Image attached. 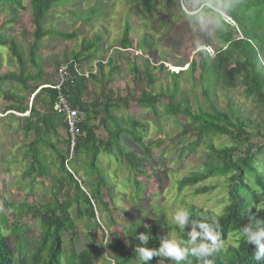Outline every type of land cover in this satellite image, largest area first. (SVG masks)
I'll return each instance as SVG.
<instances>
[{
  "label": "trees",
  "instance_id": "trees-1",
  "mask_svg": "<svg viewBox=\"0 0 264 264\" xmlns=\"http://www.w3.org/2000/svg\"><path fill=\"white\" fill-rule=\"evenodd\" d=\"M0 1L15 4L19 0ZM154 1L144 0L143 6L146 11L151 12ZM64 2L71 3L69 0H29L34 33L27 53L29 62L35 68V74L26 72L25 53L18 44L15 41L7 43L10 46L11 56L19 66V73L0 75V86L6 82H14L20 85L22 90L19 94H14L6 93L0 88V96L8 103L3 112L19 115L20 117L16 119L21 122V131L35 137L26 153L31 159L28 174L37 179L50 178V165L42 161L41 150L37 147L39 142H43L44 147L51 148L56 155L60 177L51 176L52 199L42 207L28 210L33 219L39 220L41 229V236L31 259H22L29 249L26 238L28 233L23 232V227L18 226L17 222L10 227L7 221L4 223L0 221V264L62 263L65 236H70L69 241L82 236V232L76 228L75 221L87 220L97 225L96 208L103 207L104 211H110L109 205L102 200V191L107 192L109 185L108 176L99 166V159L102 156H113L115 162L126 169L129 174L126 183L132 179L136 185L135 193L139 195L146 185L138 176L146 175L149 167L153 169L149 174L150 177L158 179L163 173L160 168L171 165L170 161L153 163L154 149L160 152L158 159L167 161L162 147L167 143L168 136L165 137L166 140L145 143L138 133L139 129L145 127L141 122L130 116L126 120H119L110 114L111 109H119L118 104L127 107L130 100L144 109L155 110V105H160L165 116L186 120V123L181 125L179 134L194 141L182 147V152L186 153L185 159L193 156L197 150L203 151L198 162L191 163L193 165L189 167L190 170L185 176L174 178L173 175L177 172H171L168 185L171 183L177 193L189 191V196L193 198L209 195L217 188L225 192L222 196L224 205L221 200L219 202V206L223 205L220 210L186 202L184 204L186 210L191 213L190 218L206 216L209 221L219 222L218 231L222 245L227 244L230 238L234 239V244H230L226 249L221 247L209 258L213 264H264V259L259 262L255 259L256 246L248 244L241 235L242 227L250 221L264 222V209L260 208L257 202L262 195L264 196V0H219L218 12L210 7H203L195 15L184 14L183 17L190 20V25L193 27H200L203 20L210 15L216 26V37L221 45V49L213 58L205 49L199 50L196 53L197 60L188 68L187 73L190 78L195 80L197 74L199 84L203 85L201 89L205 107H199L197 111L191 109L186 99L178 101L179 82L181 76L186 73L184 71L178 70L177 74L168 72L171 73L172 79L167 94L147 90L148 82H152L161 69H166L162 64L165 61L164 57L156 68L151 65L150 60H144L142 73L135 64L133 65L131 71L134 74L135 85L144 83L139 98L134 96L135 87L133 93L129 91L121 98H116L112 90H106L105 87L96 94L95 86L90 82L94 80L95 83H102L100 72L96 75L91 74L88 78L80 77L72 66L74 62L82 72L90 73L82 64L93 58L94 53L99 52L98 42L95 40L84 41L83 49L78 54L73 53L71 61L67 59L63 64H56L57 72L62 66L68 65L72 83L66 81L58 91L57 77L58 82L50 87L40 89L38 86H32V83L43 79L44 74L36 62V57L44 38L69 39L75 36L49 32L44 28L47 12ZM18 4L20 5V2ZM220 13H224L232 23L226 21ZM92 15L93 11L89 17ZM130 36V27L126 23L120 42L121 47L126 51L141 49L143 43H148L145 36L133 46ZM97 40L99 41L98 38ZM0 44L7 45L2 42ZM236 79H239L238 85L242 88V95L255 104L258 114L254 109L243 111L241 107L235 106L233 99L229 97L225 108L215 100L218 91L225 92L227 87L236 89ZM91 94L94 98L88 101L87 97ZM30 96H32L31 102H29ZM59 96L65 98L72 108L79 109L82 114V121L78 125L79 134L73 149L70 146L71 138L64 117L56 114L53 109ZM163 100L167 102L163 103ZM24 114L28 116H22ZM93 121H97V124L94 125ZM59 128H63L67 134L65 150L56 148L48 140L49 132L56 133ZM102 129V133H105L104 137L98 135V131ZM123 137H127L140 147L142 155L125 146ZM218 137H228L235 144L215 145L214 139ZM244 145L246 146L243 148ZM78 163L82 165L87 175L95 179L94 184H89L88 192L81 188L73 173L67 169L70 167L77 169ZM114 199H117V195L112 196V200ZM111 204L112 210H116L113 201ZM7 207L9 210L12 208L10 204H7ZM13 215L18 216L16 213ZM138 223L134 222L124 230L126 243L130 249L140 243L138 234H146V230ZM261 226H264V223ZM190 228V224L185 229H180L177 225L170 227L176 231L179 239L184 240L188 238L187 232ZM197 239L199 241L200 238ZM150 242L154 249H159L160 244L156 234L151 236ZM141 246L146 247L147 242ZM106 248L115 252L122 261L117 264H128L137 260L135 249L130 253L127 252L126 246L120 241L107 244ZM16 253L19 255L18 259ZM70 259L73 262L69 264H95L94 255L87 250ZM152 260L158 261L160 257H153ZM165 262L175 264L169 258H166ZM183 264H200V262L196 257L189 255Z\"/></svg>",
  "mask_w": 264,
  "mask_h": 264
},
{
  "label": "rangeland",
  "instance_id": "rangeland-1",
  "mask_svg": "<svg viewBox=\"0 0 264 264\" xmlns=\"http://www.w3.org/2000/svg\"><path fill=\"white\" fill-rule=\"evenodd\" d=\"M69 1L71 3L58 4L47 12L44 28L49 32L74 34L75 36L69 39L44 38L36 57V62L44 75L43 79L32 83V86H38L41 89L45 87V84H56L58 82L56 64H63V61L67 59L71 61L72 54H78L83 49L84 41L95 40L98 42L99 52L94 53L93 58L88 59L82 65L85 70L91 72L90 75L100 72L103 78L102 83H95L94 80L90 82L95 86L96 94H99L105 87L106 90H112L116 98H121L125 97L129 91L133 93L135 87L134 96L139 98L144 83L135 85L134 74L131 71L133 65L135 64L142 73L144 60H150L151 65L156 68L161 64V58L164 57L165 61L162 64L166 69H161L153 81L148 82L147 90L167 94L172 79L170 74H177L178 70L184 71L186 73L181 76L179 82L178 101L186 99L193 111H197L199 107H205L201 89L203 85L199 84L197 74L195 75L196 81L190 78L187 73L188 68L193 61L197 60L196 53L199 50L205 49L213 58L215 53L221 49V45L216 37V26L210 15L203 20L200 27H193L190 25L191 21L183 16L184 14L195 15L203 7H210L218 12L219 0H155L151 12L145 10L144 0ZM18 2L11 3V5L8 1L6 3L0 1V42L7 44L10 43L9 41H15L25 53L26 72L35 74V68L29 62L27 53L34 33L28 6L29 0ZM92 11L93 15L89 17ZM220 14L226 21H230L224 13ZM126 23L130 27V40L133 46L145 36L152 46L143 43L141 49L124 50L120 42ZM9 48L8 44H0V75L19 73V66L11 56ZM238 82L239 79H236V89L224 86L227 90L218 91L215 100L222 108H225L228 104L227 97H229L233 99L235 106L241 107L243 111L255 110V104L242 95V88L239 87ZM0 88L6 93L14 94H19L22 90L20 85L14 82H6ZM87 98L89 101L94 96L91 94ZM31 100L32 96L29 102ZM162 102L166 103L167 100ZM7 106V101L0 96V221L3 223L7 221L10 227L17 222L18 226L23 227V232L28 233L26 238L29 249L22 259H31L36 251L41 229L39 220L33 219L28 210L42 207L52 199L51 176L59 178L60 173L57 170L58 163L54 151L51 148H45L44 143L39 142L37 147L41 150V159L50 165V178L37 179L28 174L31 159L26 156V153L35 137L21 131V122L16 119L20 117L19 115L13 112H3ZM118 107L119 109H111L110 114L119 120H126L130 116L141 122L145 127L139 129L138 133L145 143L166 140L165 137L168 136L167 143L162 147L167 161L158 159L160 152L154 149L153 163L170 161L171 165L160 168L163 173L158 179L150 177L149 174L153 169L149 167L146 175L138 176L146 185L139 195L135 193L136 185L132 179L128 180L130 185L126 183L129 178L126 169L121 168L113 156H102L99 159V166L109 178L107 192L102 191V200L109 205L110 211H104L103 207L96 208V221L99 228L95 223L87 220L75 221L76 228L82 232V236L71 241H69V235L65 236L61 264L73 262L69 260L70 257L86 250L94 255L95 264L121 263L116 253L107 250L106 246L120 241L126 246L127 252H132L135 246L133 249L129 248L124 231L132 223L139 222L138 225L146 230L145 233L150 237L156 234L160 247L164 238L174 236L179 239L176 231L170 227L176 225L172 219L174 212L179 208L186 209L185 202L219 210L225 203L222 199L225 192L219 188L209 195L193 198L189 196V191L177 193L171 183L168 185L170 182L168 179L172 176L171 172H177L173 175L174 178L185 176L190 170L189 167L198 162L203 152L201 149L197 150L193 156L185 159L186 153L182 152V147L194 141V139L179 134L181 125L186 123L185 119L165 116L160 105H155V110L141 108L133 100L129 101L127 107L122 104H118ZM255 112L258 114L257 110ZM22 116H28V114ZM97 121H93V124H97ZM102 132L103 129L98 131V135L104 137L105 133ZM123 138L125 146L137 152L138 155H142L140 147L127 137ZM48 140L56 148L66 149L67 134L63 128H59L56 133L49 132ZM214 143L225 146L235 144L228 137H218L214 139ZM67 169L73 173L74 178L86 192H88L89 184L95 183V179L85 173L80 163L77 169L72 167ZM115 195L117 199L112 200V196ZM220 200L223 202L221 207L219 206ZM112 201L116 210H112ZM257 202L260 208L264 209L263 195ZM7 204L12 206L10 210ZM14 213L18 216H14ZM145 225L150 227L146 228ZM10 240L12 243V239ZM230 244H234L233 238H230L227 244L222 245V248L226 249ZM146 247L153 248L150 239ZM159 257L160 260H151L147 264H167L165 262L167 257L163 255ZM18 258L19 255L16 253V259ZM128 264H138V262L135 260Z\"/></svg>",
  "mask_w": 264,
  "mask_h": 264
},
{
  "label": "clouds",
  "instance_id": "clouds-1",
  "mask_svg": "<svg viewBox=\"0 0 264 264\" xmlns=\"http://www.w3.org/2000/svg\"><path fill=\"white\" fill-rule=\"evenodd\" d=\"M229 22L232 23L230 20ZM191 213L179 208L173 214V222L180 228L185 229L187 225H191L187 232V239L164 238L159 249L142 247L149 239L150 235L140 233L138 240L140 243L135 246V253L137 254L138 264H147L153 257L163 255L174 261L175 264H183L189 255L194 256L200 264H213L209 259L222 247L219 229V222L216 220L209 221V218L202 216V218H190ZM261 221H250L241 229V235L248 244L256 246L255 259L257 262L264 259V226H261ZM149 228V225H145ZM200 238L199 241L197 238Z\"/></svg>",
  "mask_w": 264,
  "mask_h": 264
},
{
  "label": "built area",
  "instance_id": "built-area-1",
  "mask_svg": "<svg viewBox=\"0 0 264 264\" xmlns=\"http://www.w3.org/2000/svg\"><path fill=\"white\" fill-rule=\"evenodd\" d=\"M72 63V62H71ZM72 66L74 68V71L76 74L80 77L88 78L90 73H84L78 67L76 66V63H72ZM58 77V85L56 86V89L59 91L62 87V85L69 81L72 83L71 75L69 74V68L68 65L62 66L58 69L57 72ZM54 112L58 115H61L64 117V121L66 123V126L68 128V132L71 137V149H73L75 145V139L78 136V125L82 121V114L80 113L79 109L72 108L68 101L63 98L62 96H59L58 101L54 104Z\"/></svg>",
  "mask_w": 264,
  "mask_h": 264
},
{
  "label": "crops",
  "instance_id": "crops-1",
  "mask_svg": "<svg viewBox=\"0 0 264 264\" xmlns=\"http://www.w3.org/2000/svg\"><path fill=\"white\" fill-rule=\"evenodd\" d=\"M45 87H50V85H46V84H45Z\"/></svg>",
  "mask_w": 264,
  "mask_h": 264
}]
</instances>
